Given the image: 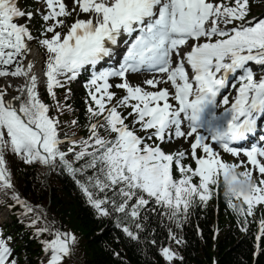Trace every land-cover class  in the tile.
<instances>
[{
  "label": "snow or ice",
  "instance_id": "1",
  "mask_svg": "<svg viewBox=\"0 0 264 264\" xmlns=\"http://www.w3.org/2000/svg\"><path fill=\"white\" fill-rule=\"evenodd\" d=\"M254 2L73 0L69 7L43 0L36 7L0 0V77L12 78L0 84V196L40 238V264H66L79 237L21 193L9 156L45 166V177L53 169L70 174L95 216L114 218L137 242L151 213L162 209L182 228L192 206L206 205L222 185L241 229L258 223L253 255H264V212L249 219L264 209V136L254 140L264 133V13L250 14ZM33 42L45 49L42 76L29 58ZM140 74L142 82L130 79ZM82 75L81 125L62 115L75 111L70 85ZM176 140L188 147H164ZM168 232L170 243L158 252L175 264L183 256L172 244L184 236ZM18 238L0 225V264H22L20 249H27Z\"/></svg>",
  "mask_w": 264,
  "mask_h": 264
},
{
  "label": "trees",
  "instance_id": "2",
  "mask_svg": "<svg viewBox=\"0 0 264 264\" xmlns=\"http://www.w3.org/2000/svg\"><path fill=\"white\" fill-rule=\"evenodd\" d=\"M13 165L18 163L13 162ZM15 180L21 193L34 203L45 205L51 196L48 210L61 225L73 230L79 237L76 253L83 264H164L158 247L160 243H167L168 234L166 221H161L157 214H151L150 226L137 242L129 240L120 228H116L112 218L96 217L74 180H70L63 171L51 175L46 186L43 184L44 171L30 167L15 170ZM214 219L213 209L205 217L198 214L193 218L181 245L183 261L176 259L175 264H213L214 261L215 264H264V255L257 258L253 255V231L243 235L237 227H227L222 220V230L214 239ZM197 224L202 228L201 235ZM16 229L20 230L19 225ZM25 230L27 237L23 243L26 244L28 257L22 264H30L36 261L39 249L35 241L28 237L30 230ZM153 239L157 240L156 245L152 244ZM113 250L120 253L119 258L112 254Z\"/></svg>",
  "mask_w": 264,
  "mask_h": 264
},
{
  "label": "bare ground",
  "instance_id": "3",
  "mask_svg": "<svg viewBox=\"0 0 264 264\" xmlns=\"http://www.w3.org/2000/svg\"><path fill=\"white\" fill-rule=\"evenodd\" d=\"M34 54H35V51H33L32 53H30L29 58L30 59H33ZM34 70L36 71L37 75L40 76L39 70H37L36 66H34ZM7 79H12V78L11 77H8V78L0 77V84H6Z\"/></svg>",
  "mask_w": 264,
  "mask_h": 264
},
{
  "label": "rangeland",
  "instance_id": "4",
  "mask_svg": "<svg viewBox=\"0 0 264 264\" xmlns=\"http://www.w3.org/2000/svg\"><path fill=\"white\" fill-rule=\"evenodd\" d=\"M259 8H257L256 10H258ZM257 12H259V11H257Z\"/></svg>",
  "mask_w": 264,
  "mask_h": 264
}]
</instances>
